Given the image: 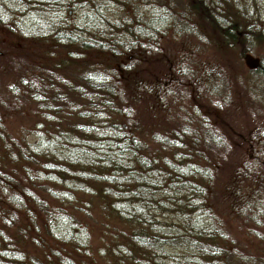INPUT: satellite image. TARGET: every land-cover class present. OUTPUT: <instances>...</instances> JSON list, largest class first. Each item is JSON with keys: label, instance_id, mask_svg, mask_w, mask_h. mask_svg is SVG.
Instances as JSON below:
<instances>
[{"label": "trees", "instance_id": "1", "mask_svg": "<svg viewBox=\"0 0 264 264\" xmlns=\"http://www.w3.org/2000/svg\"><path fill=\"white\" fill-rule=\"evenodd\" d=\"M1 30L0 264H264V9L0 0Z\"/></svg>", "mask_w": 264, "mask_h": 264}, {"label": "rangeland", "instance_id": "2", "mask_svg": "<svg viewBox=\"0 0 264 264\" xmlns=\"http://www.w3.org/2000/svg\"><path fill=\"white\" fill-rule=\"evenodd\" d=\"M251 6H255L256 9L262 10L264 9V0H251ZM4 36L7 37L5 31H0V38L4 39ZM248 61H252V58L248 57Z\"/></svg>", "mask_w": 264, "mask_h": 264}]
</instances>
